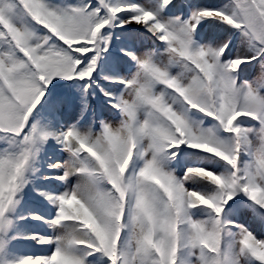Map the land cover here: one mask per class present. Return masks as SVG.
I'll list each match as a JSON object with an SVG mask.
<instances>
[{"label": "snow or ice", "instance_id": "6c2138e0", "mask_svg": "<svg viewBox=\"0 0 264 264\" xmlns=\"http://www.w3.org/2000/svg\"><path fill=\"white\" fill-rule=\"evenodd\" d=\"M0 264H264V0H0Z\"/></svg>", "mask_w": 264, "mask_h": 264}]
</instances>
